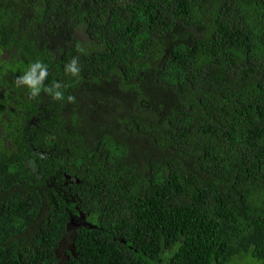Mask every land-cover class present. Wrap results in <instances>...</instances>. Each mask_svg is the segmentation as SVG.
Here are the masks:
<instances>
[{
	"label": "trees",
	"instance_id": "obj_1",
	"mask_svg": "<svg viewBox=\"0 0 264 264\" xmlns=\"http://www.w3.org/2000/svg\"><path fill=\"white\" fill-rule=\"evenodd\" d=\"M1 8L0 264H264V0Z\"/></svg>",
	"mask_w": 264,
	"mask_h": 264
},
{
	"label": "clouds",
	"instance_id": "obj_2",
	"mask_svg": "<svg viewBox=\"0 0 264 264\" xmlns=\"http://www.w3.org/2000/svg\"><path fill=\"white\" fill-rule=\"evenodd\" d=\"M65 72L70 74L72 77H79L81 68L78 58L73 57L69 63L65 65ZM48 68L45 64L40 61L32 63L21 75L18 77V85L27 88L33 97L37 96L43 88V81L48 76ZM60 89V90H57ZM62 85L56 83L53 88H48L46 91L52 95L54 100L64 99V91L61 90ZM68 101H74L75 97L68 96Z\"/></svg>",
	"mask_w": 264,
	"mask_h": 264
},
{
	"label": "flooded vegetation",
	"instance_id": "obj_3",
	"mask_svg": "<svg viewBox=\"0 0 264 264\" xmlns=\"http://www.w3.org/2000/svg\"><path fill=\"white\" fill-rule=\"evenodd\" d=\"M6 17L5 11L1 8L0 9V34L4 33L6 31V21L4 20V18ZM24 45L22 44V48L24 49ZM14 47L11 46H6L3 43L0 42V83L3 81H5V76H6V68L9 65V63H11L13 61V53H12V49ZM16 49V48H15ZM1 85H3L4 87H7V85L4 83H2Z\"/></svg>",
	"mask_w": 264,
	"mask_h": 264
},
{
	"label": "water",
	"instance_id": "obj_4",
	"mask_svg": "<svg viewBox=\"0 0 264 264\" xmlns=\"http://www.w3.org/2000/svg\"><path fill=\"white\" fill-rule=\"evenodd\" d=\"M84 225H86V224H84ZM70 252L74 255V253H73V250L72 249H70ZM62 259V258H61Z\"/></svg>",
	"mask_w": 264,
	"mask_h": 264
},
{
	"label": "rangeland",
	"instance_id": "obj_5",
	"mask_svg": "<svg viewBox=\"0 0 264 264\" xmlns=\"http://www.w3.org/2000/svg\"><path fill=\"white\" fill-rule=\"evenodd\" d=\"M234 264H237V263H234Z\"/></svg>",
	"mask_w": 264,
	"mask_h": 264
}]
</instances>
